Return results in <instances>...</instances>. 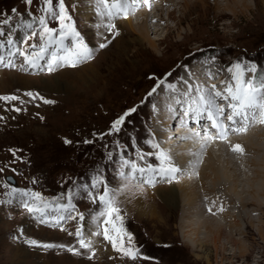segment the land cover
<instances>
[{
    "label": "rangeland",
    "instance_id": "rangeland-1",
    "mask_svg": "<svg viewBox=\"0 0 264 264\" xmlns=\"http://www.w3.org/2000/svg\"><path fill=\"white\" fill-rule=\"evenodd\" d=\"M140 2L137 9L141 10L147 4L143 0ZM247 2L244 8L233 10L228 0H220L218 9L215 0H208L191 13L182 6L168 4L165 9L155 12L157 20L148 30L153 44L145 41L138 46L129 43L139 35L124 30L121 22L125 18L122 16L111 21L101 19L96 15V0L91 3L89 0H64L71 22L92 50L90 60L75 66L64 60L61 63L56 61L50 72L49 63L52 61L49 57L46 59L49 49L46 60L36 68L25 64L22 56L14 58L10 54L11 48L0 49V96L18 98L0 100V264H264V221L259 224H263V236L243 224L245 237L232 223L223 224L224 238L215 244V232L207 233L204 226L193 223L187 226L189 224L179 221L182 206L168 210L157 194L158 190L165 192L168 186L178 185L188 175L179 173L174 180H157L154 185L122 182L118 176L121 157L136 159L137 153L153 152L150 141L159 145L163 142L153 133L157 103L164 104L171 99L169 96H177L166 85L176 86L183 80L182 74L190 69L197 73V82L201 80L200 74H205V70L196 72L194 64L203 62L201 64L209 68L204 61L228 66L239 62L255 65L258 72H264V0ZM161 6L160 0H151L148 4L150 9ZM43 7V0H32L31 4L27 0H0V25H3L6 37L10 34L22 51L30 53L33 49L29 45L40 43L38 37H28L40 29L38 20L44 14ZM135 17L131 15V18ZM6 19L9 23L4 25ZM133 21L135 24L140 22ZM30 22L33 27L27 28L25 25ZM47 23L59 30V24L52 17H47ZM109 23L115 28L110 29ZM6 37H0V42H5ZM25 40L27 43H22ZM118 40L123 44H116ZM66 42L69 45V41ZM101 44L107 46L101 48ZM123 50L128 53V60L118 57ZM207 50L211 51L205 54ZM87 65L93 68L79 75L80 68ZM228 74L225 75L228 77ZM8 75L24 76L32 85L24 89L18 84H9ZM230 78L223 76L221 85ZM42 79L55 89L44 91ZM161 80L165 82L160 86L162 90L159 91L158 87L149 96ZM44 100L52 103L46 104ZM169 107L173 108L167 104ZM132 109L135 111L131 112ZM165 109L162 105L161 110ZM125 113L130 114L125 117L120 132L109 135L112 123ZM180 118L179 113L174 120L180 122ZM176 124L174 129L177 131ZM168 128L170 126L166 124V130ZM191 129L192 123L186 132ZM160 148L165 151L161 145ZM148 162L158 163L155 155L149 156ZM206 164L203 155L195 161L191 178L197 190L204 182L202 169ZM97 173L110 188L123 189L118 202L126 217L125 227L139 249L135 261L122 257L102 238L96 237H93L97 241L94 246L96 255L89 259L91 253L80 249L75 236L69 235L75 233L78 223L83 224L88 232L86 223L92 224L90 217L98 210L83 189L77 192L73 202L86 220H68L61 226L40 223L23 207L20 198L12 199L8 195L10 188L15 187L54 200L70 188L89 184ZM7 175H12L17 184L7 182ZM6 183L10 186L7 189L4 187ZM153 211L157 217L152 216ZM53 215L49 213V217ZM160 216L164 217L163 221ZM29 240L38 244L75 246L81 254L73 255L65 248L43 249L29 245ZM241 245L246 246V252H241Z\"/></svg>",
    "mask_w": 264,
    "mask_h": 264
},
{
    "label": "snow or ice",
    "instance_id": "snow-or-ice-1",
    "mask_svg": "<svg viewBox=\"0 0 264 264\" xmlns=\"http://www.w3.org/2000/svg\"><path fill=\"white\" fill-rule=\"evenodd\" d=\"M31 2L32 0H27V3L31 4ZM143 2L147 3V0H143ZM43 3L44 7L41 11L44 14L38 20L40 29L38 32L33 31L28 37V39L38 37L40 43L29 45L33 49L30 53L17 47L16 51L10 54L22 56L25 64L31 68H36L39 66V61L44 60L49 47L55 44L66 55L58 58L53 54L52 63L49 64L48 69L50 72L53 70V64L58 59L66 61L70 66L90 60L93 55L92 50L71 22L72 18L68 15L64 0H43ZM139 3L140 0H96V15L109 21L121 16L127 18L130 12L136 10ZM47 17L55 19L60 26L59 30L48 26ZM8 23L7 19L3 22L4 25ZM25 26L27 28L33 27L31 22ZM108 27L112 29L115 28V25L109 23ZM118 34L117 32L116 35ZM0 37H6L3 25H0ZM65 41H69L68 46H65ZM22 43H27V40L22 41ZM13 44L14 40L9 34L5 42H0V49L6 47L10 49ZM106 46L105 44L100 45L101 48ZM0 62H2V59H0ZM227 71L230 73L231 78L230 81L223 84L222 91L213 85L211 89L197 87L195 94H193V89L189 86L187 92L180 93L175 98V104L180 105V124L187 126L192 123L200 129L194 131L193 136L204 141L201 144V149L206 148L207 142L211 140L227 139L230 131L244 132L251 123L257 121L264 124V72H258L255 65L249 66L239 62L231 65ZM164 83V80H161L148 95L151 96L155 93L156 88L164 85ZM166 87L172 92H176L175 85L169 83ZM26 95L32 96L33 94L26 93ZM17 99L15 96H0V100L5 101ZM43 102L46 104L52 103L50 100H44ZM221 102L224 106L221 105ZM130 111L134 112L135 109ZM169 112L174 117L178 114L176 109L172 107H169ZM129 114L125 113L124 116L119 117L112 123L109 135L120 132L121 125H123L125 117ZM237 125H240V127H237ZM205 128L214 129L215 134L205 131ZM188 138L185 137V139ZM88 142L86 141V143ZM65 143L71 142L65 141ZM149 144L153 152L137 153L136 159L121 157L118 176L122 182L154 185L157 177L165 181H171L176 179L177 174L181 173V169L173 164L171 156L163 151L158 143L150 141ZM232 151L241 155L244 153L240 145H235ZM152 155H155V160L158 163L148 162V157ZM111 158L112 154L109 153V159ZM4 187L7 189L10 186L6 183ZM81 189L85 191L92 203L98 206V210L90 217L94 225L90 231L85 232L83 224L78 223L75 233H69V235L75 236L79 248L90 252L91 255L88 258L93 259L96 255L94 250L96 240L93 237L102 238L104 242L111 245L113 251L120 253L122 257L133 261L137 260L139 249L135 246L132 234L125 227L126 217L122 213L118 202V197L122 194L123 189L110 188L99 173L91 178L89 184L70 188L64 195L58 196L54 200H48L38 192L20 190L15 187L10 188L8 195L12 199L20 198L23 207L34 218L39 219L40 223H52L53 226H61L68 220L78 222L86 220V217L78 212L73 202L77 192ZM8 203H11V200ZM209 211L211 212V208H209ZM49 213H54V215L49 217ZM27 243L43 249L65 248L73 255L81 254L75 246L50 243L38 244L35 240H29Z\"/></svg>",
    "mask_w": 264,
    "mask_h": 264
},
{
    "label": "bare ground",
    "instance_id": "bare-ground-1",
    "mask_svg": "<svg viewBox=\"0 0 264 264\" xmlns=\"http://www.w3.org/2000/svg\"><path fill=\"white\" fill-rule=\"evenodd\" d=\"M93 1L94 0H89V3ZM150 1L151 0H147V3L144 2L147 5H145V7L141 10L137 9L141 4L140 2L136 7V10L134 12H130L127 18H125V21L121 22V26H123L124 30H127L129 34L131 33L139 35L137 37L134 36L135 38L129 40V43L131 44L142 45V43H144L145 41L150 44L152 43V40L149 38L150 36L148 34V30L153 27L151 23L157 20L155 18L158 16L155 15V12L158 13V11L165 9L168 4H173V6H182L191 13L196 12L199 7L208 2V0H160L162 2V8L155 7L150 9L148 7ZM215 1L217 3V9L220 8V0ZM228 1L232 4L233 10H237V7L244 8L247 2V0ZM90 9L92 8L90 7ZM153 12L154 15L152 14ZM131 15L136 17L131 18ZM223 15H225V13ZM87 16L89 17V15ZM136 19L137 21H140L136 22L137 24H135L133 21ZM180 23H182V20H180ZM156 26L159 27L158 24ZM122 42V40H118L116 44H120ZM59 49L60 48H58V50ZM6 50H9V48H7ZM58 50L54 49L55 52ZM63 55L66 54L63 52ZM118 57H125L128 60L129 55L125 50H123V52H120V55ZM89 68L92 69L93 67L87 65L80 68L78 74H86V70ZM193 68H195L196 72L205 70V74H202L201 72V80L197 82L195 78L197 73H195L194 71L192 72V69L183 73L181 76L183 80L181 79L182 81L180 83H177V85L175 86V93L177 94V96L180 93L187 92L189 86H191V88L193 89V94H195V89L197 87L211 89L212 86L215 85L218 90H223V86L221 85V83L224 81L223 77L219 78L220 74L218 75V78L212 79V77L209 75L212 74V72H210L211 70H206V65L194 64ZM224 77L230 78V74H228V77L227 75H225ZM7 81L9 84H18L24 89H27L32 85L31 81L24 76L15 77L14 75H8ZM209 81L211 82L205 83ZM53 82L55 83V85H59L57 80H53ZM49 83L50 82H48L47 80L42 79L41 87L44 91L50 92L55 89ZM158 90H162V87H159ZM177 96H169L171 97V99L166 100V102L164 101V104L162 102L157 103V116L155 115L154 118L155 130L153 133L158 139H160V141L163 139V142H160V145L165 150V152H167L171 156L173 164L181 169V175L186 174L189 176V178L188 176H186V178H183L179 183L177 182L178 185L175 184L168 186L169 189H167V191L165 192H163L162 190H158L157 194L159 195L160 199L166 204L169 211L182 206V213L179 218L180 222L189 224L187 226H191L190 223H193L195 225L199 224V227H205V231L207 233L215 232V244H217V242H220V240L224 238L222 237V231L224 230L223 224L228 225V223H232V225H234L235 227L237 226V230L243 236H245V232L243 231V224L244 227L246 225V228L256 229V232L260 236H263V224H259L264 221V124H261L258 121L251 123L246 131L238 132L239 135L231 137L230 140L223 142H213L211 140L207 142L206 148L201 149V144L204 143V141L195 138L193 136L192 129L191 132H186V129H188L190 123L187 127L183 126V130L181 124L177 125V131L176 129H174V116L169 112L167 104L172 105L179 114L180 105L175 104V98ZM162 105L166 107L165 111L161 110ZM175 105H177V107ZM165 119H168V121L164 122ZM166 124L170 126V128H168L167 130ZM238 127H240V125ZM178 131L179 134L176 135ZM195 131H199L198 126ZM185 137L189 138L185 139ZM235 145H240L243 148L244 153L242 155L232 151V148ZM201 155L206 158L207 164L204 165L202 169V178L204 182L202 183V187L197 190L191 177L193 174L192 171L194 169L195 161L197 159H200ZM199 165L201 164L199 163ZM208 169H211V173L208 172ZM186 171L190 172L191 174L189 175ZM157 180L162 179L157 177L156 181ZM140 204L142 205V203ZM209 208H211V212L209 211ZM155 214L156 213L153 211L152 216H156ZM160 217L163 221L164 217ZM256 222H259L258 225L256 224ZM93 227V224L86 223L87 231H90ZM183 227L185 226L182 223L181 228ZM243 245H241V248L239 249L241 250V252H246L247 248ZM192 247L197 248L198 245H192Z\"/></svg>",
    "mask_w": 264,
    "mask_h": 264
},
{
    "label": "water",
    "instance_id": "water-1",
    "mask_svg": "<svg viewBox=\"0 0 264 264\" xmlns=\"http://www.w3.org/2000/svg\"><path fill=\"white\" fill-rule=\"evenodd\" d=\"M7 179L9 182H12V183L14 182V180H12V177H8Z\"/></svg>",
    "mask_w": 264,
    "mask_h": 264
}]
</instances>
